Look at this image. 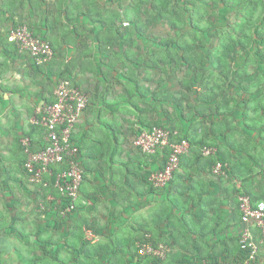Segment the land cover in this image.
Listing matches in <instances>:
<instances>
[{
  "label": "crops",
  "instance_id": "0c3cea01",
  "mask_svg": "<svg viewBox=\"0 0 264 264\" xmlns=\"http://www.w3.org/2000/svg\"><path fill=\"white\" fill-rule=\"evenodd\" d=\"M128 5L129 0H0V264H152L153 256H139L130 247L143 238L172 247L157 264L237 258L243 228L237 192L264 202V87L255 91L251 85L245 94L226 88L234 111L210 114L215 102H207L200 77L207 79L208 68L203 77L197 69L162 62L152 52L157 46L145 40L132 48L131 32L120 24L127 22L121 15ZM21 24L51 45L53 58L44 66L8 41ZM235 62L234 70L244 68L243 61ZM255 77L253 72L240 81L252 84ZM65 78L85 90L88 105L73 133L84 174L79 207L61 218L54 188L47 192L45 200L52 199L46 211L37 208L42 191L26 180L19 141L30 132L35 109L52 101ZM182 93L186 109L166 101ZM156 124L193 141L165 189L148 181L163 165L160 151L152 156L134 146L137 135ZM38 133L36 147L42 144ZM203 144L226 150L228 175L216 176L205 158H193ZM182 223L187 231L178 235ZM259 247L254 264H264V245Z\"/></svg>",
  "mask_w": 264,
  "mask_h": 264
},
{
  "label": "built area",
  "instance_id": "2783aa9c",
  "mask_svg": "<svg viewBox=\"0 0 264 264\" xmlns=\"http://www.w3.org/2000/svg\"><path fill=\"white\" fill-rule=\"evenodd\" d=\"M8 41L16 46L19 52L31 56L36 65H45L53 58L50 44L40 37H35L25 24L12 29ZM88 96L73 80L58 84L51 103L37 107L31 117L30 124L41 126L45 130L42 148L32 151L31 142L22 137L20 147L26 154L23 170L26 180L32 186L48 188L50 185L59 194V215L65 218L76 211L80 201V188L83 180V170L79 159V150L72 135L76 125L87 108ZM171 134L160 127H151L141 131L134 140V146L145 154H154L168 149L162 169L148 177L149 183L155 188H164L170 182L174 172L178 170L180 157L186 152L188 142H171ZM203 156L215 154V149L202 147ZM224 165L217 163L212 173L216 176L224 174ZM56 170H58L56 172ZM47 197L46 201L51 200ZM39 210L46 211L44 201ZM238 210L242 231L238 237L239 255L236 260L222 263L206 264H254L260 253L259 244L264 245V202H252L250 197H238ZM253 229L260 236L255 237ZM169 249L165 245L157 248L145 240L137 253L139 256L150 255L163 259Z\"/></svg>",
  "mask_w": 264,
  "mask_h": 264
},
{
  "label": "trees",
  "instance_id": "16d2710c",
  "mask_svg": "<svg viewBox=\"0 0 264 264\" xmlns=\"http://www.w3.org/2000/svg\"><path fill=\"white\" fill-rule=\"evenodd\" d=\"M210 6L213 7L219 6V8L223 6L229 10H234V11H237V9H239V11L237 12L240 13L239 20L241 21L240 23L241 25L239 26L234 25V27L231 29V30H233L234 28L238 29L237 31L239 32V37H235L233 35V32L230 30L226 31L225 35H222V33H220L216 29L212 30L214 24L209 20L207 22V25H201V23H203L204 21L203 10H206L207 7L210 8ZM259 9L264 10V0H129L128 7L121 15V17H123V20L128 22V25L124 26L121 23L122 21H120V24L123 25V29H125L126 31H130V28H128V26L134 25L133 30L142 35L144 33L143 30L145 29L142 30L141 28L142 27L144 28V26H146L147 23H152V22L156 23L163 21L167 23L170 30L174 31L178 35L179 34L182 35L183 30L185 29L183 28L181 29L180 26L181 24H185L189 21L193 32V34L191 35L193 43H188L185 42L184 40L180 42L177 41L172 42L171 40L162 41L156 37L153 38L151 37L153 45L155 46L157 45L158 48L156 49V51L152 50L153 55H155L162 62L171 61L178 63L179 66L186 65L190 69L191 68H193V70L197 69V72L200 73L199 76L203 75V77H204V69L208 68L206 72L207 79L205 77L202 78V76H200L201 81L205 83L203 94L208 95L207 96L208 98H206L207 102L209 104L213 103L212 101L215 102V105L213 107H209L208 111L212 115L215 113H220L223 115L225 114V112L232 114V112L234 111V102H233L234 99H230V100L227 99L228 91L226 90V88L228 89L231 87L238 88L239 93L245 94V93H251L250 91L251 85L255 91L261 90V88L264 87V69L259 68L258 66L260 63H264V48L260 47L261 45L264 46V16L259 18V15H257V12L260 11ZM142 14L145 17L144 20L145 23L143 26L139 24L141 21L140 16ZM193 18L195 20H193ZM207 32L208 34H211L212 39L214 38L219 40L217 42V50H211V51L207 50L209 49V46H207V43L204 41V35H202ZM243 41L244 42L247 41V44L249 43L254 44L252 46L256 47L254 51L255 59L253 61L254 62L253 65H255L253 72L256 73V77L252 84L251 83L245 84V81H240V78H245L246 76L249 75L246 73L245 68H246V64L248 63V60L249 61L253 60L252 58L254 57L252 55L248 56L247 59L244 60V64H245L244 68L236 69V70L232 68V63L235 60L234 58L239 54V52L244 50L247 46V44H244ZM159 48L161 49V52ZM231 73L234 74L235 76H232ZM165 98L166 101L172 100L173 103L176 104L180 110L183 106L182 104L188 101V97L186 96L185 93H182L178 98L168 97V96ZM259 99L257 100L258 104L261 103V102L259 103ZM51 102H47V103H51ZM229 102L231 103V106L228 108V110H222L221 112L220 108L223 107L224 104H228ZM184 109H186V107L182 108V110ZM198 113L202 115V113L200 112ZM154 126L168 130L171 134L170 137L171 142H180L184 140L188 142L189 147L191 146V144H193V141H191L187 137V135L181 136L180 133L172 126L161 127L160 125L156 124V125H152L151 127ZM35 130H38L39 132L38 135L40 137L43 136L42 137V143H43L45 130L41 126L31 125L30 132H28L27 135L22 136L30 139L31 142L30 149L32 151H36L42 148L43 146V144H41L40 146L36 147V143L40 142V139L39 141L34 140L33 134ZM72 139H73V135H72ZM73 141L75 142L74 139ZM19 145H20V141H19ZM203 146H207L215 149V154L209 156H203L201 151V148ZM20 151L21 153H23V156L25 155L26 157V154L24 153L23 149H21V147H20ZM167 153H168L167 148L164 149L163 155L160 152L163 160H165ZM158 155L159 154H155L152 156H158ZM184 157L185 156L180 157L179 166L180 164H182ZM225 157H226L225 149L223 150L207 144H203L199 147L197 146L196 152L193 156L194 159L202 160L203 158H205L206 163L210 167L211 172L213 167L217 163L219 162L222 163L224 165L223 168L224 174L219 176H225L230 173V169H229L230 165L226 163ZM22 162L25 161L23 160ZM57 171L58 170H56V172ZM176 172L173 173L172 178L166 187H168L171 184V182L175 178ZM83 178H84V174H83ZM166 187L159 189H165ZM52 189L53 187L51 185L48 188L42 189V200L44 201L45 205H46L45 198L48 195L47 192ZM241 195L250 197L252 202H259L261 199V197L254 199L251 197V194L249 192L238 190L237 208H238V197ZM78 207L79 204L77 205L76 210L78 209ZM137 241H138L137 246L130 245V247L135 251L136 254L138 247H141L145 239L144 238L138 239ZM153 245L156 248L158 246V244H153ZM106 249L107 251L112 250V248L109 245L106 247ZM168 249L170 251L172 247L168 245ZM238 257H240L239 245H238L237 258ZM152 260H153L152 264H157L160 261L155 257L152 258Z\"/></svg>",
  "mask_w": 264,
  "mask_h": 264
},
{
  "label": "rangeland",
  "instance_id": "374dc122",
  "mask_svg": "<svg viewBox=\"0 0 264 264\" xmlns=\"http://www.w3.org/2000/svg\"><path fill=\"white\" fill-rule=\"evenodd\" d=\"M259 10L260 11L257 12V15H259V18H260V17L264 16V10H262V9H259ZM237 11H239V9H237ZM237 11L229 10L223 6L221 8H219V6L218 7L217 6H215V7L210 6V8L207 7L206 10H203V13H204L203 20L204 21H203V23H201V25H207V22L209 20V21L213 22V24H214V27L212 30L216 29L220 33H222V35H225L226 31L230 30L233 32V35L235 37H239V32L237 31L238 29L234 28L233 30H231L234 27V25H237V26L241 25L240 24L241 21L239 20L240 13ZM140 20L141 21L139 24L143 26L145 23L144 22L145 17L143 14L140 16ZM193 20H195V19L193 18ZM123 25L127 26L128 23L126 22ZM128 28H130L131 34H129V36L127 37V41L129 43V45L135 49L141 48L143 46L144 40L146 41L147 46L150 45L153 47L154 46L152 43L153 37H156L162 41L163 40H169V41L171 40L172 42L173 41L180 42V41L184 40L185 42L193 43L192 38H191V35L193 34V32H192L191 24L189 21L185 24H181L180 28L185 29V30H183V34L181 33L182 35H180V34L178 35L174 31L170 30L167 23H165L163 21L162 22H156V23H153V22L147 23L146 26H144V28L143 27L141 28L142 30L145 29V30H143L144 33L141 36H139L138 33L133 30L134 25H130V26H128ZM202 35H204V41L207 43V46H209V49H207V50L208 51L217 50V42L219 40L214 39V38L212 39L211 34H208V32L205 34H202ZM243 43L247 44V41L246 42L243 41ZM252 45H254V44L249 43V44H247V46L244 50L241 49L242 51L239 52V54L234 58L235 59L234 62L237 61V62H235V64L238 62H242V61L244 62V60H246L247 57L250 55H252L254 57V51H255L256 47L252 46ZM260 47L264 48V46H262V45ZM252 59L253 60H251V61L248 60V63L246 64L245 71L247 74H252L253 68H255V65H253L254 64L253 61H254L255 57ZM42 66H44V65H42ZM251 66L253 68H251ZM233 67L235 68L236 65H233L232 68ZM259 68L264 69V64H261V65L259 64ZM182 75H184V71H183ZM66 80H70V79L65 78V79L59 81L57 83L56 87L58 86V84H60L63 81H66ZM249 83H245V84H249ZM81 89L83 90L82 87H81ZM83 91H85V90H83ZM30 120H31V117H30ZM203 147H207V146H203ZM208 148H211V147H208ZM27 182H28V180H27ZM36 188L38 189V186H36ZM42 189L43 188L40 187L39 190L42 191ZM40 204H43L41 198L38 199V205H37L38 209H39ZM183 225H184V223L179 224V234L178 235L187 231V229L184 228Z\"/></svg>",
  "mask_w": 264,
  "mask_h": 264
}]
</instances>
